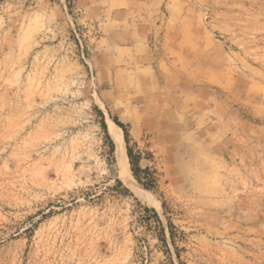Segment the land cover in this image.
I'll use <instances>...</instances> for the list:
<instances>
[{"label": "rangeland", "instance_id": "374dc122", "mask_svg": "<svg viewBox=\"0 0 264 264\" xmlns=\"http://www.w3.org/2000/svg\"><path fill=\"white\" fill-rule=\"evenodd\" d=\"M81 2L0 0V264H264V0L162 1V44L193 51L205 90L133 138Z\"/></svg>", "mask_w": 264, "mask_h": 264}, {"label": "crops", "instance_id": "0c3cea01", "mask_svg": "<svg viewBox=\"0 0 264 264\" xmlns=\"http://www.w3.org/2000/svg\"><path fill=\"white\" fill-rule=\"evenodd\" d=\"M162 1L164 8L166 0L81 2L90 12L102 11L93 63L104 95L129 124L132 138L139 132L174 131L205 90L199 81L204 70L193 51L178 47L173 36L162 44Z\"/></svg>", "mask_w": 264, "mask_h": 264}, {"label": "bare ground", "instance_id": "6f19581e", "mask_svg": "<svg viewBox=\"0 0 264 264\" xmlns=\"http://www.w3.org/2000/svg\"><path fill=\"white\" fill-rule=\"evenodd\" d=\"M108 125V132L111 135L114 145L116 148V154H117V165L122 173V176L124 178L123 181H126L129 183L130 188L133 190V192L141 199L145 200L146 202L153 203L152 199L150 198L149 194L146 192V190H143L141 187H139L134 181L130 180L128 177V158L124 150L123 146V139L122 134L120 132V129L115 127L110 121ZM121 176V175H120Z\"/></svg>", "mask_w": 264, "mask_h": 264}, {"label": "trees", "instance_id": "16d2710c", "mask_svg": "<svg viewBox=\"0 0 264 264\" xmlns=\"http://www.w3.org/2000/svg\"><path fill=\"white\" fill-rule=\"evenodd\" d=\"M118 123V122H117ZM121 127H123V131H124V138H125V141L127 142V133H126V131H125V127L122 125V124H120V123H118ZM128 157H129V159H130V162H131V165L133 166L135 163H134V161L132 160V156H131V154H130V152L128 151ZM132 170H133V173H134V175H135V177H136V179L139 181V178H138V176H137V171L138 170H140L138 167H136L135 169H133L132 168ZM154 212V211H153ZM156 216V215H155ZM162 231H163V229H162ZM171 235H172V233H171Z\"/></svg>", "mask_w": 264, "mask_h": 264}]
</instances>
